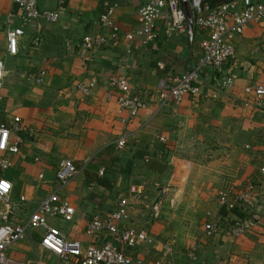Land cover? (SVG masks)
I'll list each match as a JSON object with an SVG mask.
<instances>
[{
    "label": "crops",
    "instance_id": "obj_1",
    "mask_svg": "<svg viewBox=\"0 0 264 264\" xmlns=\"http://www.w3.org/2000/svg\"><path fill=\"white\" fill-rule=\"evenodd\" d=\"M36 1L41 11H54L62 2L64 11L56 23L37 20L25 25L14 19L10 27H22L24 35L19 39L17 55L9 57L5 54V25L7 17L17 9L11 0H0V58L7 70L0 91V122L8 123L17 116L27 129L21 134L19 153L9 157L11 179L6 178L13 184L15 203L22 194L28 199L17 205L18 218H27L41 199L58 191L61 199L73 207L74 217L71 223L56 218L50 220L51 224L68 240L88 245L90 240L83 233L86 223L114 210L130 186H142L150 200H160L159 218L153 220L150 212L137 208L130 212L129 223L148 231L157 243L171 235L167 224L172 222L170 214H175L179 206L191 199L195 205L202 204L198 212L195 210V224L187 233V221L191 220L187 211L177 219L181 231H175L179 237L172 264H264V201L257 225L234 238L228 226L219 222L223 207L218 206L216 197L251 178L264 190V175L260 174L264 167V120L256 113L233 109L229 104L233 99L245 98V85H264L262 27L251 23L236 39L235 58L222 71V76L232 78L231 88L220 89L216 73L205 71L200 77V94L187 96L180 105L156 112L154 93L158 82L168 74L182 75L190 70L198 59L197 43L189 45L181 35L166 38L159 24L157 37L146 46L139 41L123 40L116 47L88 53L81 43L84 37L95 38L102 33L99 17L105 10L104 3L116 5L115 22L122 31H129L137 26L139 0ZM159 63L163 70L157 67ZM41 69L46 70V78L36 85L32 75ZM118 75L128 79L132 93L144 95L148 101L147 108L127 124L121 121L125 112L117 111L119 92L108 86L109 78ZM91 79L96 80V86L90 97L83 98L76 84ZM215 91L219 93L217 100L210 98ZM120 137L127 138L121 149L116 146ZM160 137L164 143L159 142ZM199 150L209 159L206 170H210L212 163L232 166L234 171L226 175L227 183L213 170L216 174L211 173L214 176L210 181L192 185L197 192H192V186L188 188L189 181L184 183V178L193 163L180 155ZM60 159H68L82 169L64 188L55 177ZM39 174L43 180L38 179ZM0 176L4 177V173ZM221 179L223 187L218 183ZM186 187L194 198L187 195ZM209 222L222 228L206 238L203 226ZM39 240L38 233L30 234L11 246L8 255L27 264H63L40 253ZM192 241L197 244V258L193 262L186 256ZM140 250L146 253L149 247L143 245ZM156 256L151 251L145 260L149 262Z\"/></svg>",
    "mask_w": 264,
    "mask_h": 264
},
{
    "label": "built area",
    "instance_id": "obj_2",
    "mask_svg": "<svg viewBox=\"0 0 264 264\" xmlns=\"http://www.w3.org/2000/svg\"><path fill=\"white\" fill-rule=\"evenodd\" d=\"M16 5V13L7 17L5 25L6 47L5 54L14 57L18 53V43L24 35L22 27H10L14 19L28 25L41 20L56 23L64 11L62 2L54 11H41L36 0H11ZM104 12L99 17L102 33L99 36L84 37L81 46L86 52H92L103 47H116L123 40L139 41L143 46L154 41L157 37L159 24L162 25L164 37L184 36L189 45L198 44V59L193 67L182 75L168 74L158 82L154 93L155 111L160 112L169 106H178L187 96L200 94L201 73L214 71L219 80L220 89H229L233 80L222 76L224 66L235 58L236 39L243 35L245 28L258 24L264 30V0H139L136 11V28L122 31L114 20V3L105 2ZM203 31L205 34L201 35ZM163 70V65H157ZM7 75L5 63L0 58V91L3 79ZM33 82L41 85L46 78V70L41 69L32 75ZM96 86V80L76 84V90L83 98L91 96ZM108 86L117 89L116 99L119 114L125 112L121 121L127 124L137 114L146 109V96L132 93V87L124 75L112 76ZM245 98L229 102L233 109H244L258 114L264 120V85L247 84L243 88ZM219 93L215 91L210 98L217 100ZM1 100V98H0ZM27 132L20 117L13 116L9 122H0V173H5L10 167L9 157L17 155L22 143L21 134ZM164 143L163 138L158 139ZM127 144L126 137L116 141L117 148ZM82 169L75 167L68 159H60L55 167V177L61 188L67 186ZM102 171H100V174ZM260 174L264 175V167ZM43 180V175H38ZM254 182H248L241 188H232L219 192L218 206L227 211L239 207L246 212L245 219L235 218L228 226L230 234L238 238L257 225L258 213L262 208L264 195L263 186L255 187ZM13 184L0 176V264L21 263L8 255L11 246L24 240L28 235L38 233L40 253L55 257L63 263L71 264H172L178 236L170 235L163 242L155 239L144 229H136L129 223L130 212L144 209L150 212L153 220L159 218L161 202L157 198L150 200L142 186H130L127 192L118 199L116 208L103 216L90 219L83 230L84 236L90 241L84 245L78 240H68L67 236L50 220L60 218L71 223L74 209L58 191H54L41 199L36 208L25 219L17 216V205L28 201L24 194L20 195L17 203L12 199ZM262 199V200H261ZM221 226L214 222L203 226L206 238L214 235ZM145 245L149 251L142 253L140 248ZM197 244L192 241L186 248L187 258L196 260ZM154 251L157 256L147 262L145 256ZM35 264H42L40 261Z\"/></svg>",
    "mask_w": 264,
    "mask_h": 264
},
{
    "label": "rangeland",
    "instance_id": "obj_3",
    "mask_svg": "<svg viewBox=\"0 0 264 264\" xmlns=\"http://www.w3.org/2000/svg\"><path fill=\"white\" fill-rule=\"evenodd\" d=\"M201 151H203L201 149ZM184 156L180 155L182 158H185L186 160H189L193 163V166L191 168V171L189 172V174L187 175V177L185 176L184 178V183L188 182L189 181V184H188V188L190 189V186H199V184H204L206 181H210L211 180V177L214 176L212 174H216L214 172H212L213 170L217 172V176L219 175L221 178H224L225 179V182L227 181V177L226 175L228 173H233L234 170H232V166L226 164V163H212L210 164V170H206L205 167L207 168L208 167V161L209 159H207V157L205 156V154H201L200 153V150L197 151L195 154H190V155H186V154H183ZM211 161V160H210ZM204 167V168H203ZM229 170H232V171H229ZM12 172V169H8L5 173H4V177L5 178H8V179H11L10 178V174ZM212 173V174H211ZM211 174V175H210ZM216 176V180H218V177ZM252 179L254 178H251V179H247L245 181H243L240 185V187H235L237 189H241L243 188L246 183L248 182H253ZM197 180L196 183L193 184V182ZM223 180L221 179V181H219V186H224ZM227 183V182H226ZM193 186L191 188L192 192H197L196 189L193 191ZM256 187V185H255ZM258 187V186H257ZM256 187V189L258 190V188ZM186 193L188 196H191L192 198H194V196L191 195L190 191L188 193V190H187V187H186ZM220 191V190H219ZM263 191V189H262ZM217 194H218V191H217ZM218 198V196H216ZM215 197V198H216ZM196 199H193V202H195ZM202 206L201 203H198V204H194L192 203V199L190 202H186L182 205V207L177 209V211L175 212V214H170V217H171V221L170 223L167 224L168 226V230H171L172 233H170L171 235L172 234H176V232L178 233V231H181L179 228V221L177 219H180L181 218V215L185 214V212L187 211V215L189 218H191V221L189 219V221H187V225L188 227H186L187 231H190L191 227L195 224L194 221H195V218H196V212L195 210L197 211L198 208H200ZM190 209H192V212L190 211ZM198 212V211H197ZM174 215V216H173ZM167 222V221H166ZM226 224V223H225ZM176 231V232H175ZM165 236V235H164ZM178 236V235H177ZM169 237V236H168ZM167 237V238H168ZM179 237V236H178ZM166 238V239H167ZM35 251V250H34ZM49 264H62L60 262H55V261H52L51 263ZM64 264V263H63Z\"/></svg>",
    "mask_w": 264,
    "mask_h": 264
},
{
    "label": "trees",
    "instance_id": "obj_4",
    "mask_svg": "<svg viewBox=\"0 0 264 264\" xmlns=\"http://www.w3.org/2000/svg\"><path fill=\"white\" fill-rule=\"evenodd\" d=\"M231 216L232 217L235 216V218H239V219H245V218L248 217L247 213L242 211L241 208H239V207H236V208L232 209L231 211H227L223 207V208H221L220 214H219V220H220L219 222H220V224L224 225L226 223V226L232 225L233 224V220H230V218H229ZM225 218H227V222L225 221Z\"/></svg>",
    "mask_w": 264,
    "mask_h": 264
}]
</instances>
